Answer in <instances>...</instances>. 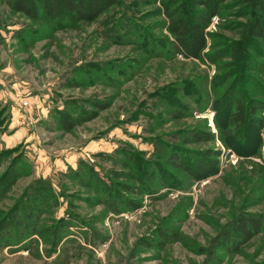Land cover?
Wrapping results in <instances>:
<instances>
[{
	"label": "rangeland",
	"instance_id": "rangeland-1",
	"mask_svg": "<svg viewBox=\"0 0 264 264\" xmlns=\"http://www.w3.org/2000/svg\"><path fill=\"white\" fill-rule=\"evenodd\" d=\"M16 1L0 0V264H264V233L236 253L219 247L238 214H264V41L247 37L252 9L224 0L195 60L169 51L163 9L190 0H117L94 21L55 25ZM233 98L239 129L227 127ZM95 102L107 104L95 119L60 127ZM201 129L214 140L182 143ZM206 151L220 153L206 175L169 163ZM38 180L55 200L39 206L36 234L6 237L12 210L40 202Z\"/></svg>",
	"mask_w": 264,
	"mask_h": 264
},
{
	"label": "trees",
	"instance_id": "trees-1",
	"mask_svg": "<svg viewBox=\"0 0 264 264\" xmlns=\"http://www.w3.org/2000/svg\"><path fill=\"white\" fill-rule=\"evenodd\" d=\"M241 1L245 5L249 6L254 14L253 19L244 26L247 37L249 39L254 38L264 41V0ZM223 2L224 0H190L189 5H181L172 9L164 4V13L168 19L166 30L173 38V41L169 43V51H171L173 55H179L185 59H202L203 52L207 45L208 32L206 29L212 19L219 16L220 6ZM117 3V0H39L38 3L32 0H17L13 5V9L16 12H21L30 18L43 17L48 23L55 25L57 23L62 24L71 21L72 23L80 21H94L103 12ZM198 7H201V10H199ZM162 42L161 47L164 50L165 44L164 41ZM163 53L166 54V52ZM232 106L234 107V111L228 116L227 127L239 129L245 121L244 106L242 101L235 98L232 99ZM92 107V110L88 112L83 111L81 114L79 113L75 116L67 115L66 117L59 118L58 123L60 127L64 131H70L83 122L93 120L98 116V111H102L107 108V104L95 102ZM179 108L182 109L181 107ZM251 113H254L252 109ZM171 115L175 118L183 117V114H178L174 108L171 110ZM214 138L215 135L213 133L203 131L201 129L192 131L188 135L186 134L182 143L190 144L210 142L213 141ZM261 144L264 146V136L261 140ZM175 154H169L168 157L169 163L172 166L181 169L190 175H206L216 169L218 164L216 159H218L217 157H219L218 155L220 153L218 151H206L200 154L202 157H199V155L190 156L188 157V160L190 161V164L188 165L183 161V157L187 158L185 154L182 155L181 153L174 156ZM130 156L131 154H127L126 160L129 161L132 159ZM194 157L197 160H194ZM262 160L264 162V154L262 155ZM6 175L7 172H5L4 178ZM15 175L18 177L19 174ZM125 175L130 176L129 174ZM2 180L3 179H0V181ZM93 181L97 180L93 178ZM13 182L14 181L11 180L9 185L11 186ZM96 183L99 185L101 184V182L98 181ZM36 185H39L38 190L40 191L36 194L34 192L33 196H39L38 200H40V202L33 204V207L26 205L22 211L23 217H18L16 212L17 210H12L8 216V229L5 230L6 237H20V235H22L23 237L28 238L36 234V223L39 218V213L42 212L39 206H45V200H48L49 198L51 200H55L50 183H42V180H38L34 186ZM111 189L112 188L109 187V193H111ZM139 189L140 188H136V191H139ZM140 191L141 193H144V190ZM42 192H45L46 194L44 195ZM128 202L131 204V206L126 205L128 209H136V207L132 205L134 204L133 201L128 200ZM6 217L7 215L5 218ZM24 221H26L25 228L29 231V233L26 232L27 234L25 233L23 235L18 233V230L14 228V225L18 223L20 225V223H23ZM66 225H68V223L59 225L60 230H62V228H66ZM58 233L59 229L54 231V235H57ZM263 233L264 214L242 212L233 220L229 229L222 233L219 247L227 254L236 253L254 236ZM161 234L164 235L165 233L162 232ZM55 237L56 236H54V238ZM9 243L11 242L9 241ZM9 243L5 241L4 244L9 246Z\"/></svg>",
	"mask_w": 264,
	"mask_h": 264
},
{
	"label": "built area",
	"instance_id": "built-area-1",
	"mask_svg": "<svg viewBox=\"0 0 264 264\" xmlns=\"http://www.w3.org/2000/svg\"><path fill=\"white\" fill-rule=\"evenodd\" d=\"M23 105H24V106H27L28 104H27V102H24Z\"/></svg>",
	"mask_w": 264,
	"mask_h": 264
}]
</instances>
